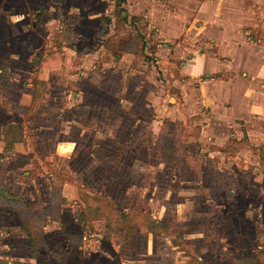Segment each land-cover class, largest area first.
<instances>
[{
	"label": "rangeland",
	"instance_id": "rangeland-1",
	"mask_svg": "<svg viewBox=\"0 0 264 264\" xmlns=\"http://www.w3.org/2000/svg\"><path fill=\"white\" fill-rule=\"evenodd\" d=\"M55 49L62 65L34 64ZM4 67L0 128L23 152L0 155L2 186L42 210L52 191L68 200L44 226L59 254L36 261L0 205V264H195L171 242L180 231L202 260L257 245L264 259V0H0ZM36 79L46 92L30 108ZM82 192L107 198L115 223L95 205L81 227ZM140 212L171 231L132 222Z\"/></svg>",
	"mask_w": 264,
	"mask_h": 264
},
{
	"label": "trees",
	"instance_id": "trees-1",
	"mask_svg": "<svg viewBox=\"0 0 264 264\" xmlns=\"http://www.w3.org/2000/svg\"><path fill=\"white\" fill-rule=\"evenodd\" d=\"M124 1L125 0H121V3ZM37 15L39 16V13H37ZM73 21L74 23L73 22L69 23L68 20L65 21L66 25L64 29L61 31L63 33L61 41L67 42L70 40V37H69L70 30L72 32L73 24H75L78 21V18L74 16ZM108 29H109L108 26H105V31ZM33 60H34V64L39 65L41 68L54 67V66H59L62 64V57L60 55V52L56 49L50 53H45V54H43V52H39L36 54V56H34ZM6 70L7 69L4 67L0 71V87L8 88L10 87V79L7 75ZM46 85L47 83L45 80L36 79L34 81L30 108L36 107L44 99V95L46 92ZM2 135H3V131L0 128V142L2 140H6L4 147H3V151L1 153V155L4 156L12 148L13 143L12 141L5 139V136H2ZM253 148H256V147H253ZM257 149L261 155V160H264V145H261ZM1 172L2 171H0V174ZM212 181L215 182L214 180ZM2 185H3V182L0 181V186ZM210 188L212 190L214 189L216 190L218 189V186L213 185V187L211 186ZM224 191L226 193L230 192L229 188H225ZM8 193L10 196L9 198L3 195H0V205H3L7 208H11L16 211L19 217V220H20V228L25 233V236L27 238V251H28L27 257L35 258L44 249L47 250V252L49 251L52 254L58 255V252L53 251L52 248H49L48 244L45 242L43 238V233H44V226L46 225L48 220L51 219V220L61 221V215H60L61 205L67 202L66 198L61 194V191L57 193H54V191H52V197L57 199V202L54 205H51L50 207L43 209V210L41 209V207L32 205V203L29 200H26L27 194L25 193L14 194V193H11L10 191H8ZM229 195H232V194L229 193ZM80 196L81 198H83V201H85L84 203L85 207L82 208L84 213L82 211L78 212V217H76V221L79 222L83 228L85 226L84 224L88 222L89 211L92 210L93 206L95 205H102L103 208H104V205L109 207V209L107 211H104L102 214L104 216L105 214H109L111 217V218L109 217L110 224L115 223L114 221H116L118 218V210L107 198L102 197V196H96V195H95L96 197H90L83 192L81 193ZM48 209L56 210L57 213L52 215L50 212L46 211ZM137 214H142V215L133 216L131 218V221L135 222L139 226L141 225L146 226L150 233L154 235H159L162 232L171 231L170 228H171L172 221H164L161 219L153 218L152 216H150L149 213L140 212ZM174 229H175V225H174ZM177 235H178L179 240H177L176 238L175 239L173 238L171 240L172 244L177 246L178 249L179 248L184 249L185 253L190 254L195 264H214V263H211V262H208V261H205L199 258V255L196 252L194 246L190 243H187L181 240V237H182L181 231ZM70 236L73 237L72 240L70 239L71 245L79 244L81 242V239H82L81 233H73ZM76 238H77V241H76ZM263 260H264L263 257H259L256 254H254L250 256L231 259V262L233 264H264ZM2 262L3 261L0 260V263Z\"/></svg>",
	"mask_w": 264,
	"mask_h": 264
},
{
	"label": "crops",
	"instance_id": "crops-1",
	"mask_svg": "<svg viewBox=\"0 0 264 264\" xmlns=\"http://www.w3.org/2000/svg\"><path fill=\"white\" fill-rule=\"evenodd\" d=\"M62 65V64H61ZM54 67H59V66H54ZM53 68V67H52ZM27 96L29 97V99H25V102H28L29 103V101H30V104H31V96H32V93L30 92V95H28L27 94ZM43 101V100H42ZM39 105V104H38ZM259 116H261V115H259ZM262 117V116H261ZM263 118V117H262ZM15 124V123H14ZM5 141L6 140H2L1 142H0V155H1V153H2V151H3V147H4V144H5ZM261 145H264V142H262V143H260ZM260 145V146H261ZM71 149H72V147H70ZM12 149H13V151H15V153H17V152H23V150H20L19 149V145H18V143H17V141H13V146H12ZM67 152V155H68V153L70 152V150H68V151H66ZM259 156H260V158H261V155H260V153H259ZM3 159L4 158H2V160L1 161H3ZM5 166V165H4ZM4 166H0V170L1 169H4V170H6V168L4 167ZM65 196V198H67L66 197V195H64ZM66 200H68V199H66ZM3 206V205H2ZM5 207V206H4ZM61 209H62V207H61ZM62 212V211H61ZM60 215H61V213H60ZM61 217H62V215H61ZM62 220V219H61ZM75 220V219H74ZM56 221V220H55ZM79 224V223H78ZM80 226L82 227V225L80 224ZM18 228H20V221H19V225H18ZM45 228V227H44ZM21 229V228H20ZM23 232V231H22ZM261 232H262V236L261 237H264V228H263V230H261ZM24 233V232H23ZM25 234V233H24ZM43 238H44V240H45V242L47 243L48 241L46 240V238H45V234L43 233ZM48 244V246H49V243H47ZM68 245H69V243H67ZM50 247V246H49ZM260 247L261 246H259V245H257V247H255L254 248V250H253V252L252 253H250V254H236V255H234L232 258L233 259H235V258H238V257H245V256H250V255H254L257 251H259L260 250ZM59 254V253H58ZM39 255H40V253H39ZM26 258L27 259H29V260H32V261H36V259L37 258H39L38 256H36L35 258H29V257H27V254H26Z\"/></svg>",
	"mask_w": 264,
	"mask_h": 264
},
{
	"label": "water",
	"instance_id": "water-1",
	"mask_svg": "<svg viewBox=\"0 0 264 264\" xmlns=\"http://www.w3.org/2000/svg\"><path fill=\"white\" fill-rule=\"evenodd\" d=\"M0 195H3V196L8 197V198L10 197L9 193L7 192L5 187H3V186H0Z\"/></svg>",
	"mask_w": 264,
	"mask_h": 264
}]
</instances>
